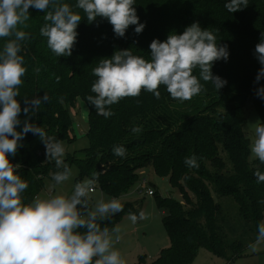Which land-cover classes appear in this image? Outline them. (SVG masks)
<instances>
[{
    "label": "trees",
    "instance_id": "16d2710c",
    "mask_svg": "<svg viewBox=\"0 0 264 264\" xmlns=\"http://www.w3.org/2000/svg\"><path fill=\"white\" fill-rule=\"evenodd\" d=\"M78 12L77 42L70 57H57L47 48L40 28L48 21L44 12L30 8V18L20 29L29 34L21 42L27 72L20 86L21 97L32 98L47 93L49 102L42 105L30 122L42 126L61 142L72 140L70 106L81 99L88 108V135L91 146L68 157L71 167L77 163L79 181L98 177L97 189L107 197L122 198L134 189L143 168H152L180 193L158 198L167 209L163 221L171 239L170 247L152 262L142 257L139 264H188L200 247L231 262L255 243L257 225L264 220V183H256L253 173L264 165L250 158V141L245 135L247 108L253 105L264 123V100L256 95L255 77L261 67L254 55L264 33V0H249V5L230 13L227 0H136L137 14L145 23L141 34L130 26L125 37H116L106 19L91 24L76 0H59ZM193 22L215 33L217 43L227 45V62L216 61L212 72L227 81L217 90L211 81L201 80L202 91L189 101L170 97L160 86V98L141 91L138 97L123 98L111 106L114 113L105 119L97 115L86 97L95 95L91 85L92 70L103 58L117 50L129 49L134 55L150 59L153 39L165 40L175 31L182 33ZM194 74L199 78V70ZM59 78V79H57ZM264 84V80L260 82ZM139 127L140 132H133ZM17 155L18 174L29 188L24 200L30 202L44 186L54 162L45 157L44 145L28 134ZM122 145L124 158L113 154ZM195 156L198 168L185 165L186 157ZM154 196L157 191L154 190ZM152 195V196H153ZM124 211L106 221L111 229L125 212L135 213L133 203L123 202ZM105 225H102V227Z\"/></svg>",
    "mask_w": 264,
    "mask_h": 264
},
{
    "label": "clouds",
    "instance_id": "9594fccd",
    "mask_svg": "<svg viewBox=\"0 0 264 264\" xmlns=\"http://www.w3.org/2000/svg\"><path fill=\"white\" fill-rule=\"evenodd\" d=\"M136 0H76L75 8L83 11L88 23L106 19L116 37L123 38L130 26L136 34L146 27L140 22ZM249 0H227L224 7L234 13L246 8ZM43 11L45 23L40 35L46 38L47 48L57 57H70L77 42L81 15L68 3L59 0H0V39L7 38L0 48V264H126L115 247L120 241V229H109L105 222L124 211L118 197L97 199L89 206L98 177L76 182L69 194L57 192L45 197L35 196L25 202L29 188L18 174L20 164L11 158L24 147L28 134L38 137L45 148V157L54 162L50 173L55 191L72 181L73 170L65 162L66 149L55 136L49 135L37 123L30 122L40 107L49 102L47 93L32 98L21 97L20 86L27 72L21 42L29 34L26 27L29 9ZM150 59L134 55L129 49L117 50L110 58H103L92 70L96 77L88 95V104L105 119L114 115L111 106L123 98L138 97L141 91L160 98V86H165L170 97L184 102L202 91L201 80L211 81L217 90L227 81L212 72L216 61L229 59L228 46L217 43L215 33L193 22L182 33L171 32L163 41L153 39L149 45ZM254 55L261 67L257 71L256 95L264 100V33L256 44ZM199 70V78L194 70ZM59 79V78H57ZM255 138L250 153L264 165V123L257 121ZM133 132H140L134 127ZM113 154L124 158L127 150L114 146ZM185 165L198 168L197 158L186 157ZM256 183H264V172L257 169ZM260 203H264L261 201ZM128 219L136 224L146 219L143 211L129 212ZM102 225H105L102 227ZM264 244V221L257 225V252Z\"/></svg>",
    "mask_w": 264,
    "mask_h": 264
},
{
    "label": "rangeland",
    "instance_id": "374dc122",
    "mask_svg": "<svg viewBox=\"0 0 264 264\" xmlns=\"http://www.w3.org/2000/svg\"><path fill=\"white\" fill-rule=\"evenodd\" d=\"M6 39H0V48L3 47ZM70 113L73 121L71 130L72 140L62 142L66 149L65 159L81 153L91 146V140L88 135L87 105L81 99H78L74 105L70 106ZM247 114L244 132L251 144L255 138V123L257 121L261 122V119L259 112L251 104L247 108ZM250 158L251 160L255 159L251 153ZM71 168L73 170L71 182L54 191L51 187L52 180L47 178L37 196L45 197L57 192L69 194L73 185L76 182H81L78 180L80 169L77 163H73ZM139 178L130 194L120 199L122 203L126 201L133 203L134 212L139 214L140 211H143L146 219L138 220L136 224H133L128 219L127 214L129 212H125L114 225V227L120 229L121 236L120 241L115 247L121 252V255L126 260V264H139L142 257L145 258L146 262H152L161 255L163 249L170 247L171 239L163 221L167 209L160 206L158 198L159 196H173L179 200L182 199L180 193L170 184L168 178L157 175L152 168H143L140 171ZM144 178L151 184L150 187L157 191V195H148L145 192L146 188H141L142 191L138 190ZM100 198L107 199L110 197L103 194L100 189H96V192H93L91 195L89 206L93 207L96 200ZM188 264H264V244L259 246L257 252L251 251L250 246H248L242 256L231 262L205 247H200L195 257Z\"/></svg>",
    "mask_w": 264,
    "mask_h": 264
},
{
    "label": "built area",
    "instance_id": "2783aa9c",
    "mask_svg": "<svg viewBox=\"0 0 264 264\" xmlns=\"http://www.w3.org/2000/svg\"><path fill=\"white\" fill-rule=\"evenodd\" d=\"M141 188H146L145 192L148 195H153L154 194V189L152 187H150V184L147 182L146 178L143 179V183H142L141 187L138 188V190L142 191ZM96 189H97V187L95 186L94 192L96 191Z\"/></svg>",
    "mask_w": 264,
    "mask_h": 264
},
{
    "label": "crops",
    "instance_id": "0c3cea01",
    "mask_svg": "<svg viewBox=\"0 0 264 264\" xmlns=\"http://www.w3.org/2000/svg\"><path fill=\"white\" fill-rule=\"evenodd\" d=\"M151 185V184H150ZM96 192V191H95Z\"/></svg>",
    "mask_w": 264,
    "mask_h": 264
}]
</instances>
